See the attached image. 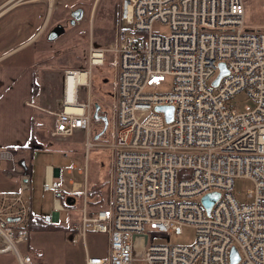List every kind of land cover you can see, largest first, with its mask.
I'll use <instances>...</instances> for the list:
<instances>
[{
	"label": "built area",
	"instance_id": "2783aa9c",
	"mask_svg": "<svg viewBox=\"0 0 264 264\" xmlns=\"http://www.w3.org/2000/svg\"><path fill=\"white\" fill-rule=\"evenodd\" d=\"M245 7V0H120L113 43L107 50L91 47L88 70L79 72L86 79L71 107L80 113L66 112L64 97L53 131L58 138H89L93 104L81 103L79 93L89 88L92 68L111 54L107 203L92 216L84 203L72 227L82 239L89 232L106 235L108 248L102 257L86 254L84 264H230L232 248L237 264H264V31L248 28ZM154 24L166 25L169 34L159 35ZM220 64L227 74L213 86ZM168 78L171 91L159 93ZM240 94L253 110L233 109ZM158 106L173 108L170 123ZM1 155L20 185L14 194L0 193V254H10L12 264H34L20 250L29 239L28 177L14 155ZM51 172L43 191L56 194ZM237 179L253 183L246 202L234 197ZM213 193L218 198L207 214L201 199ZM57 209L63 210L58 203ZM184 227L195 230L191 246L155 241Z\"/></svg>",
	"mask_w": 264,
	"mask_h": 264
},
{
	"label": "rangeland",
	"instance_id": "374dc122",
	"mask_svg": "<svg viewBox=\"0 0 264 264\" xmlns=\"http://www.w3.org/2000/svg\"><path fill=\"white\" fill-rule=\"evenodd\" d=\"M119 3L120 0H0V55L28 42L29 46L25 45L24 52L16 59L41 65L38 78L42 101L41 111L38 112L40 122L36 125L40 140L37 138L36 142L43 151L35 150L30 158L35 171L29 183V190L24 195L25 204H29L30 197L33 213L44 219H53L57 213L58 219L55 224L63 227L80 223L79 209L83 208L85 200L82 193L86 196L87 190L97 192L90 198L91 201L107 203L111 175L110 124L97 141L94 140V136L99 134L103 127L99 121L92 120L89 138L82 133L69 138H58L53 136V131L56 116L64 110L65 73L87 71L91 47L102 50L110 48L115 36L114 21ZM245 6V23L248 28L264 31V0H245ZM78 9L83 11V16L81 21L72 27L68 23L70 13ZM58 25L64 29L63 34L55 41L49 42L47 35ZM153 30L161 36L169 34L166 25L154 24ZM114 66L113 56L106 54L103 66L92 68L89 88L81 89L79 93L81 103L90 100L93 106L97 104L106 116L109 115L113 100ZM171 83V78H168L158 92L169 93ZM231 106L238 113L254 109L253 102L243 94L234 98ZM86 142L91 144L90 148H86ZM15 159L18 163L30 162L28 155L26 158L19 156ZM73 166H76V169H72ZM47 167L60 170L64 179L61 183L63 185L77 175L78 169L82 171V176L76 178L78 181L75 180L77 191L74 195L77 197L74 210H53L54 193L43 191ZM10 168L8 159L1 155L0 173L7 177L6 172H9ZM68 170L72 171V175H66ZM12 176L18 179L17 174ZM61 184L59 183V191L56 193L62 192ZM66 189L71 190V186ZM252 189L253 183L250 180H235V199L239 203L248 201L246 196ZM58 205L61 208L65 206ZM155 241L176 246H191L195 241V230L184 227L180 235L169 233L167 238ZM26 248H29L27 252L33 255L34 264H84L86 254L98 257L106 254L108 238L103 234L89 232L85 239H82L73 230L31 232L28 243L20 246V250L25 252ZM37 255L39 257H36ZM12 263L13 258L10 254H0V264Z\"/></svg>",
	"mask_w": 264,
	"mask_h": 264
},
{
	"label": "crops",
	"instance_id": "0c3cea01",
	"mask_svg": "<svg viewBox=\"0 0 264 264\" xmlns=\"http://www.w3.org/2000/svg\"><path fill=\"white\" fill-rule=\"evenodd\" d=\"M25 45L29 46L28 42L24 43L21 47L12 50L11 52L0 55V152L2 154L10 153L15 157L20 156L21 158H26V156L28 155L30 161L33 153L29 154L28 150L21 152L9 150L10 148L25 147L29 145L32 141V137L35 138V143L37 146H39L36 141L37 138L38 140H40V135L38 136L36 132V125L38 124V122H40L38 112L41 111L40 103L42 101L38 78L41 65L40 63L34 65L31 64L30 61L26 62L24 60L16 59L22 52H24V47H26ZM35 87H37V90H35ZM37 150L41 151L42 149ZM29 163L31 165V174L28 177V188L26 189V191L29 190V183L35 171L31 161ZM72 169H76V166H73ZM50 170H52V179L56 182H58V179H62V182L60 181L59 183H63L64 179L61 176L60 170L52 169L51 167H47L45 170L44 182L49 177ZM8 173L9 172L7 171V177L0 173V193L14 194L19 189L20 184L18 179L16 180L12 175ZM82 174V171L78 169V173L74 178L69 179L66 183H64V185L61 184L63 187L62 192L54 194L55 197L53 210H58L57 203L61 205L64 204L65 206H63L64 208L62 209L66 211L74 210L76 203L75 198L77 197H75L74 195V193L77 191L75 180L76 178L79 179ZM66 175H72V171L68 170L66 172ZM68 186H71V190L69 191H67L66 189ZM73 188L75 192L72 193ZM86 192L88 193L89 191L87 190ZM87 193L86 196L84 193H82V195L85 197L84 203H86V201L88 200ZM28 199L29 204L26 205L25 199L23 197L24 204L28 211H30L34 215L40 216L39 214L33 213L30 197ZM80 210L81 207L79 209V212ZM57 219L58 214L56 213L54 214V218L50 223L55 224ZM75 224L76 223H73L70 227L66 228L72 230V227ZM28 249L29 248H26L24 253H28Z\"/></svg>",
	"mask_w": 264,
	"mask_h": 264
},
{
	"label": "water",
	"instance_id": "95a60500",
	"mask_svg": "<svg viewBox=\"0 0 264 264\" xmlns=\"http://www.w3.org/2000/svg\"><path fill=\"white\" fill-rule=\"evenodd\" d=\"M82 16H83V11L81 9L73 11L71 13L72 19L70 21V25L73 26L75 23H78L82 19ZM62 32H64L62 27H56L55 30L51 31L47 35V40L49 42L55 41L58 38V36L60 34H62ZM219 68H220V74L217 77V79L214 81L213 86H216L218 84L220 78L227 74V70H226L224 64H220ZM155 111L159 112V113H163L165 121L167 123H170L172 121L173 108L171 106H158L155 108ZM92 120L93 121H99L103 124L102 131L94 137L95 140H98L102 135H104V133L107 130L108 119L106 116L100 115V107L97 104H95L93 106ZM18 166L23 171V173L25 175L27 167H26L24 161H20L18 163ZM217 198H218V194L213 193V194L206 195L201 199V204L204 207L207 214H209L210 209H211L212 205L214 204V202L217 200ZM44 220L46 223L52 222L51 218H45ZM15 221H17V219H8V222H15ZM229 259H230V264H237L239 262V255L234 248L231 249Z\"/></svg>",
	"mask_w": 264,
	"mask_h": 264
},
{
	"label": "trees",
	"instance_id": "16d2710c",
	"mask_svg": "<svg viewBox=\"0 0 264 264\" xmlns=\"http://www.w3.org/2000/svg\"><path fill=\"white\" fill-rule=\"evenodd\" d=\"M35 90H37V87H35ZM103 114L106 116L105 112H103ZM31 140L32 141L30 142V144L25 146V147L10 148L9 150H15V151H18V152L28 150L29 154H31V153L34 152V150L42 149V147L40 148L39 146L36 145L34 137H32ZM26 167H27V170H26L25 176L29 177L30 174H31V165H30V163H27ZM22 173H23V171H22ZM28 180H29V178H28ZM96 194H97L96 191L87 193V199L88 200L86 201V206H87V209H88L89 214L91 216L93 214H95L96 212H98V211L104 210L105 207H106V203H103L101 201L94 202V201L90 200V198L94 197ZM25 229L27 230L28 234H30L31 232L52 233V232H57V231H69L68 228L60 226L58 224L46 223L43 217L34 215L30 211H28V217H27V222H26V225H25ZM32 256L33 255H31V257ZM36 257H39V256L37 255Z\"/></svg>",
	"mask_w": 264,
	"mask_h": 264
},
{
	"label": "bare ground",
	"instance_id": "6f19581e",
	"mask_svg": "<svg viewBox=\"0 0 264 264\" xmlns=\"http://www.w3.org/2000/svg\"><path fill=\"white\" fill-rule=\"evenodd\" d=\"M85 75L83 73H76L72 76H68L65 79V105H66V112L68 113H74L78 114L80 113V109H77L73 106L75 103V88L78 83H84L85 82Z\"/></svg>",
	"mask_w": 264,
	"mask_h": 264
},
{
	"label": "flooded vegetation",
	"instance_id": "af4514ba",
	"mask_svg": "<svg viewBox=\"0 0 264 264\" xmlns=\"http://www.w3.org/2000/svg\"><path fill=\"white\" fill-rule=\"evenodd\" d=\"M71 19H72V18H71V13H70V20H69V22H68V23H69V25H70V21H71ZM80 21H81V20H80ZM80 21H79V22H80ZM79 22H78V23H79ZM78 23H75L73 26H75V25H76V24H78ZM70 26H71V25H70ZM73 26H72V27H73ZM57 27H61V26H60V25H58ZM63 30H64V29H63ZM62 34H63V32H62ZM100 115H101V116H105L104 114H102V112H101V111H100ZM101 124H102V123H101Z\"/></svg>",
	"mask_w": 264,
	"mask_h": 264
}]
</instances>
